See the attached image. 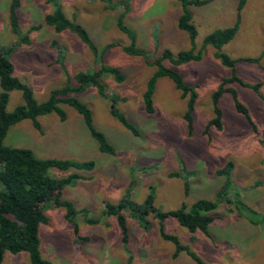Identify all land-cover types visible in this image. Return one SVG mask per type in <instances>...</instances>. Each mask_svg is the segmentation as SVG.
Masks as SVG:
<instances>
[{
	"label": "rangeland",
	"instance_id": "1",
	"mask_svg": "<svg viewBox=\"0 0 264 264\" xmlns=\"http://www.w3.org/2000/svg\"><path fill=\"white\" fill-rule=\"evenodd\" d=\"M11 1L0 0L1 48L19 42L9 24ZM57 1L71 20L89 30L101 51L113 45L103 61L97 60L76 34L57 33L44 23L45 15L55 8L52 2L22 0L20 28L30 40L16 48L12 60L16 75L29 84L36 99L46 100L69 77L74 81L78 72L98 69L102 64L120 69L125 79L103 76L108 98L94 86L78 95L91 108L96 128L115 146L114 155L100 150L83 116L67 104L62 105L64 120L57 113L44 115L39 117L41 127L37 128L31 119H24L12 126L5 138L6 145L30 148L39 158L96 163L89 171H50L55 178L78 174L75 184L62 189V199L74 202L79 211L86 208L99 221L90 224L80 212L76 233L66 218V209L53 200L47 202L48 222L40 227L44 258L52 264H199L186 251L175 254L174 242L161 237L157 218L151 216L152 227L145 230L126 210L130 234L126 246L116 217L103 212L107 202L118 203L126 198L143 203L151 187L155 188V205L161 211L174 210L184 203L190 205L199 198L214 199L224 182L218 171L232 161V182L245 201L264 214V0H246L240 15V0H207L190 6L197 28L196 49L202 57L180 64L166 59L163 64L178 71L187 84L196 88L192 131L184 118L188 97L167 76L158 79L154 112H147L143 95L157 66L125 50L132 42L117 25V17L126 7L124 21L135 33L137 47L144 49L151 61L161 58L166 49L177 55L191 48L189 34L178 26L183 13L179 0ZM112 2L117 4L115 8H111ZM237 23L235 37L222 51L236 61L237 74L246 84L233 82L228 86L248 109L252 123L238 111L232 92L227 91L219 102L222 128L208 127L215 115L213 93L223 78L232 76L233 69L217 57L218 49L205 40L214 31ZM32 26L40 28L30 31ZM257 84L261 85L258 91L252 88ZM113 94L118 97L117 108L137 127L139 135L111 114ZM23 102L22 92L13 90L7 109L12 111ZM176 172L188 176L189 194L185 192V179L175 176ZM230 207L223 203L214 212L211 236L202 231L189 232L172 216L165 220L166 231L176 235L206 264H264V227L252 225ZM2 264L31 262L26 254L8 253Z\"/></svg>",
	"mask_w": 264,
	"mask_h": 264
},
{
	"label": "trees",
	"instance_id": "2",
	"mask_svg": "<svg viewBox=\"0 0 264 264\" xmlns=\"http://www.w3.org/2000/svg\"><path fill=\"white\" fill-rule=\"evenodd\" d=\"M48 1L52 2L55 8L45 15L44 23L53 27L57 33L68 31L76 34L91 49L97 60L103 61L105 53L113 44L106 46L101 51L85 26L75 20H71L57 0ZM179 1L182 3L183 13L179 19L178 26L189 34L191 48L183 50L177 55L166 49L161 58L151 61L148 53L144 49L137 47L136 35L124 21L126 7L125 11L117 17V25L130 37L132 42L125 47V50L130 54L141 55L147 62H152L157 66L154 75L147 83V88L143 95L147 112H154V93L158 79L167 76L175 82L177 88L182 91L183 96L188 97V110L184 118L187 121L189 130L192 131L194 126L193 111L197 100L196 88L187 84L178 71L165 66L163 61L169 59L174 64H180L201 59V51L196 49L197 28L192 22L190 6L206 3L207 0ZM21 4L22 0H12L9 7V24L12 32L19 36V42L10 47H0V264L3 263L7 253H27L31 264H52L42 254L40 239V227L48 222V217L45 213L47 202L53 200L56 205L66 209V218L73 224L76 233L79 230L76 217L80 212L83 213L86 221L90 224L99 220L91 217L89 210L86 208L79 211L74 202L62 199V189L65 186L75 184L78 174L72 173L67 177L55 178L50 174V171H70L73 169L89 171L96 167V163L94 160L78 161L76 159L39 158L30 148L6 145L5 138L11 127L24 119H31L37 128L41 127L39 117L44 115L57 113L64 120L66 113L62 105L67 104L75 108L83 116L88 130L98 142L100 150L114 155L116 153L115 146L108 140L104 132L96 128L91 108L78 95L90 86H94L97 87L102 95L108 98L109 95H107L108 93H106L102 81L103 76L113 75L117 81H123L125 75L116 67L102 64L98 69L78 72L74 76V81L69 77V81L64 86L53 89L46 100L38 101L29 84L16 75L15 64L12 60V54L16 51V48L21 43H29L30 40L28 34H22L21 32L19 16ZM245 4L246 0L239 1V15ZM116 6L117 4L112 2L111 8ZM39 28L40 26H32L30 31ZM238 28L239 23L232 27L218 29L209 34L205 40L206 44L213 45L218 49L217 57L226 66L233 69L232 76L223 78L219 88L213 93L215 115L210 120L208 127L222 128L223 113L219 102L222 95L227 91L232 92L238 111L244 114L251 122L248 109L238 100L236 91L228 86L233 82L246 84L237 74L236 61L222 51L223 46L235 37ZM54 42L56 44V41ZM60 57L64 58L63 51H60ZM260 86V84H257L252 88L258 91ZM13 90L22 92L24 102L14 110L9 111L7 107L10 93ZM113 95L110 96L112 97L110 99L111 114L116 116L135 135H139L137 127L117 108L118 97L116 94ZM226 164L218 171L219 175L224 176V182L214 199L199 198L190 205L184 203L181 207L174 210L161 211L155 205V188L151 187L149 195L143 203H137L126 198L118 203L107 202L103 214L116 217L121 228L122 240L126 246L129 243L130 234L125 211L130 210V215L137 219L145 230L151 229L150 217L153 216L158 219L161 237L174 242L176 255L186 251L197 263L206 264L189 246L183 245L176 235L166 231L165 220L168 216L174 217L181 226L191 233L202 231L211 236V223L215 220L214 212L223 203H226L231 206L230 210L235 212L237 216L245 218L252 225L264 227V214L245 201L241 190L231 180L234 163L228 161ZM174 175L185 179V192L189 194L190 182L188 176L179 172L174 173Z\"/></svg>",
	"mask_w": 264,
	"mask_h": 264
},
{
	"label": "crops",
	"instance_id": "3",
	"mask_svg": "<svg viewBox=\"0 0 264 264\" xmlns=\"http://www.w3.org/2000/svg\"><path fill=\"white\" fill-rule=\"evenodd\" d=\"M42 117V116H41ZM40 117V118H41ZM40 118H39V120H40ZM12 146H14V147H19V146H15V145H12ZM8 254V253H7ZM10 254H12V253H10ZM19 254H26L27 255V257H28V259H29V256H28V254L27 253H19ZM14 255H16V254H14ZM29 262H30V260H29Z\"/></svg>",
	"mask_w": 264,
	"mask_h": 264
}]
</instances>
